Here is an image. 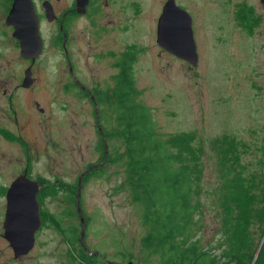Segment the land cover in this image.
<instances>
[{"label": "rangeland", "instance_id": "1", "mask_svg": "<svg viewBox=\"0 0 264 264\" xmlns=\"http://www.w3.org/2000/svg\"><path fill=\"white\" fill-rule=\"evenodd\" d=\"M33 1L44 44L31 63L21 57L13 27L5 21L12 0H0V264H75L83 248L82 228L83 249L111 263H122L131 253L132 264H158L157 257L143 260L140 237L147 225L127 192L115 189L124 179L121 167L104 164L81 185L80 208L89 217L87 226L84 215L83 227L74 216L76 204L71 202L79 174L99 163L103 153L95 104L90 94L82 95L75 79L96 97V92L113 87L115 64L127 51L136 53V99L149 108L155 131L162 137L190 138L201 149L195 163L200 203L195 237L217 261H227L223 209L229 204L228 178L236 177L237 184L243 178L251 190H264V98L256 95L254 73L258 49L264 46V16L261 33L254 25L260 0H175L192 17L198 53L194 67L156 43L165 0H89L82 14L74 9L75 0H51L56 14L51 21L42 6L45 0ZM65 34L72 73L60 43ZM30 65L35 84L21 89ZM97 107L104 135L112 134L113 106L97 102ZM106 142L108 156L123 148L112 136ZM25 169L40 184L41 223L33 248L15 258L4 238L2 189ZM51 216L63 227L78 228V241H70ZM263 228L257 221L251 226L255 256L261 245L263 250L258 264H264Z\"/></svg>", "mask_w": 264, "mask_h": 264}, {"label": "trees", "instance_id": "2", "mask_svg": "<svg viewBox=\"0 0 264 264\" xmlns=\"http://www.w3.org/2000/svg\"><path fill=\"white\" fill-rule=\"evenodd\" d=\"M135 60V52L124 53L115 64L113 87L93 94L96 102L112 105L116 114L112 134L104 136L119 139L123 148L113 149L104 164L123 169L124 179L115 189L127 192L130 203L137 206L142 222L147 225V231L140 237L143 260L150 262L157 257L158 264H258L263 250L261 245L255 256L251 226L256 221L264 224V190H251L243 178L241 184L234 183L236 177L228 178L229 204L223 209L228 260L217 261L200 247L195 237L199 225L196 214L200 209L195 197L199 189L195 163L200 160L201 149L193 147L190 138L184 140L178 134L162 137L155 131L149 108L136 99L138 91L132 78ZM100 144L103 152V137ZM103 159L104 152L100 162ZM104 164L86 172L82 185L103 169ZM76 189L77 181L71 195L73 204H76ZM77 215L75 207L74 216ZM83 215L87 226L89 217L84 212ZM54 223L70 241H78V228L63 227L58 219ZM75 257V264H94L95 260L98 264H128L124 262L133 258L130 253L124 262L111 263L104 255L83 248Z\"/></svg>", "mask_w": 264, "mask_h": 264}, {"label": "water", "instance_id": "3", "mask_svg": "<svg viewBox=\"0 0 264 264\" xmlns=\"http://www.w3.org/2000/svg\"><path fill=\"white\" fill-rule=\"evenodd\" d=\"M89 0H75V10L85 13ZM48 21L56 18V14L49 1L42 2ZM6 24L13 27L12 36L19 42L22 58L31 60V63L41 54L43 39L39 31V16L32 0H12L5 18ZM62 21V20H61ZM63 30L62 26H60ZM66 35H63L62 46L65 48ZM156 43L159 47L180 58L190 66L198 64V53L192 29V17L175 0H165L161 13L157 19ZM71 71V67H70ZM33 77L31 65L24 71L21 86L28 87L32 84ZM85 90L89 91L84 87ZM90 99L94 102L97 127L104 140V159L82 171L77 180L76 209L83 227L84 218L80 208V191L82 177L92 168H96L106 162L108 147L104 132L100 126L97 102L90 93ZM40 189L38 180L29 179L25 175L14 179L6 192V207L4 214V238L13 250L15 258L29 253L34 246L35 232L40 227L39 202L37 193ZM83 228L80 231V241L83 248ZM132 264V262H128Z\"/></svg>", "mask_w": 264, "mask_h": 264}, {"label": "flooded vegetation", "instance_id": "4", "mask_svg": "<svg viewBox=\"0 0 264 264\" xmlns=\"http://www.w3.org/2000/svg\"><path fill=\"white\" fill-rule=\"evenodd\" d=\"M47 1H51V0H47ZM34 2V1H33ZM51 4V6H53V4L52 3H50ZM35 5V4H34ZM54 7V6H53ZM52 7V8H53ZM264 8V0H260V5H259V8H258V10H259V12L258 13H256V11L254 10V21H255V28H258V32L259 33H261L262 32V29H261V21H262V18H263V14L261 13V10ZM35 9H36V7H35ZM74 9H75V7H74ZM36 12H37V10H36ZM67 12H69V11H67ZM55 13V12H54ZM66 12H63L62 13V15L61 16H63V18H62V21L61 22H59V25L60 26H62V28L64 29V27L63 26H65V17H66V14H65ZM38 14V13H37ZM38 16H39V14H38ZM58 17V16H57ZM40 18V17H39ZM60 30H61V28H60ZM62 31V30H61ZM66 35V40H65V48L63 47V51H64V53H65V56H66V59H67V62H68V69H69V72L70 73H72L71 71H70V67H71V70H72V63H71V60H70V55H69V52H68V49H67V46H66V42L67 41H70V39H69V37H68V35L67 34H65ZM62 40H63V36H62V38H61V45H62ZM264 49V46L263 47H259V49H258V56H257V58H256V62H257V64H256V68H255V71H254V73H255V78H256V80H255V90H256V95H257V97L260 99V98H264V70H262V65H263V63H264V56H262V50ZM77 86H79L80 87V89H82V91L83 92H86L88 95L91 93L90 92V90L89 91H87V90H85L84 89V86H82L80 83H79V81H77L76 79H75V82H74ZM35 84V81H34V78H33V82H32V84L30 85V86H28V87H23V86H21L20 85V88L21 89H23V88H26V89H29V88H31L33 85ZM86 88V87H85ZM39 110L41 111V112H43V108L41 107V108H39ZM23 175H25L26 177H28L29 179H32L31 177H30V175L27 173V170L25 169L24 170V172L22 173V174H19V175H16L15 177H13L11 180H10V183H9V185L7 186V187H5L4 189H2V193H3V195L5 196V198H6V192H7V189L9 188V186L11 185V183H12V181L14 180V179H16L17 177H19V176H23Z\"/></svg>", "mask_w": 264, "mask_h": 264}, {"label": "bare ground", "instance_id": "5", "mask_svg": "<svg viewBox=\"0 0 264 264\" xmlns=\"http://www.w3.org/2000/svg\"><path fill=\"white\" fill-rule=\"evenodd\" d=\"M33 1V0H32ZM34 3V2H33ZM41 35V34H40ZM194 35V34H193ZM42 37V36H41ZM43 39V38H42ZM43 44H44V42H43ZM42 50H43V48H42ZM82 185V184H81ZM37 197V196H36Z\"/></svg>", "mask_w": 264, "mask_h": 264}]
</instances>
